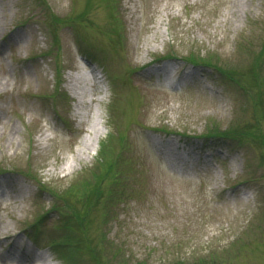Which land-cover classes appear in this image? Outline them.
I'll list each match as a JSON object with an SVG mask.
<instances>
[{
    "label": "rangeland",
    "instance_id": "obj_1",
    "mask_svg": "<svg viewBox=\"0 0 264 264\" xmlns=\"http://www.w3.org/2000/svg\"><path fill=\"white\" fill-rule=\"evenodd\" d=\"M167 58L193 86L164 87ZM90 64L100 138L67 171ZM0 175L30 191L0 239L46 264H264V0H0Z\"/></svg>",
    "mask_w": 264,
    "mask_h": 264
},
{
    "label": "bare ground",
    "instance_id": "obj_2",
    "mask_svg": "<svg viewBox=\"0 0 264 264\" xmlns=\"http://www.w3.org/2000/svg\"><path fill=\"white\" fill-rule=\"evenodd\" d=\"M85 65V64H84ZM83 65V66H84ZM91 76V72L89 74V77ZM71 81L69 84V88L73 94L78 100L75 103L76 107H79L82 109L81 111V120L80 123L86 124V130L88 133V137L84 136L81 140L80 146L77 147V151L72 156V161H66L61 168L70 170L72 167L73 161H78L79 158L82 157V154L88 153V151H91L95 148L96 143H98V140L100 138V128L102 125V119L99 116L97 112H90L88 110L89 103L92 100V90L91 87L88 84V78L86 74L83 71H78L72 74ZM86 96V97H85ZM92 136H89L91 135ZM76 157V158H75ZM75 159V160H74ZM5 182L2 181L0 183V200H10V199H21L26 198L28 195V192L26 191L24 186H21L18 184V180H16L13 184H15L14 189H9L11 182H9L10 178L8 176H5L2 178ZM4 184V185H3ZM3 225V224H2ZM0 224V230L3 227ZM9 235V234H7ZM6 235V236H7ZM30 252H22L17 248H13L10 255L16 256L14 257V260L16 263L20 264H46V257L43 255H36L31 258L28 257Z\"/></svg>",
    "mask_w": 264,
    "mask_h": 264
},
{
    "label": "trees",
    "instance_id": "obj_3",
    "mask_svg": "<svg viewBox=\"0 0 264 264\" xmlns=\"http://www.w3.org/2000/svg\"><path fill=\"white\" fill-rule=\"evenodd\" d=\"M215 69H217L216 66H214ZM210 134V133H208ZM136 264H144L141 262H138ZM158 264H208L207 259L206 258H201L198 259L197 257H190L189 259H178V260H174L171 261L170 263L168 262H159Z\"/></svg>",
    "mask_w": 264,
    "mask_h": 264
}]
</instances>
